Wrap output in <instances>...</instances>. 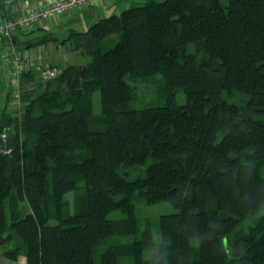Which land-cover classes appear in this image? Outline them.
<instances>
[{"label":"trees","instance_id":"trees-1","mask_svg":"<svg viewBox=\"0 0 264 264\" xmlns=\"http://www.w3.org/2000/svg\"><path fill=\"white\" fill-rule=\"evenodd\" d=\"M49 42L86 62L49 78L39 68L38 81L26 67L21 114L1 115L0 246L14 245L4 255L264 264V0H134L24 45ZM156 74L162 102L137 106L136 85ZM80 187L71 212L65 194ZM136 202L177 209L160 216L159 240L139 229Z\"/></svg>","mask_w":264,"mask_h":264},{"label":"crops","instance_id":"crops-1","mask_svg":"<svg viewBox=\"0 0 264 264\" xmlns=\"http://www.w3.org/2000/svg\"><path fill=\"white\" fill-rule=\"evenodd\" d=\"M49 1L50 0H0V13L15 14L20 10L27 11L34 9L38 6L46 4ZM133 1L134 0H115L114 3L107 6L92 7L84 11L68 15L61 22L52 25H43L29 34H18L15 40L28 63L27 70L32 69L34 66L46 69L48 66L62 67L67 64H73V61L70 59L71 55H80L77 52L67 51L61 43L54 44L49 42L44 45L25 48L24 42L30 38L44 33H52L58 37H63L69 30L85 31L98 17L108 16V14L110 15L112 13L119 12V8L122 10L121 8L127 7ZM3 42L4 40L0 39V43L3 44ZM5 46L6 49H0V118L2 113L6 111L8 93L10 91L8 83L10 71L7 58L8 47L7 44H5ZM4 57L7 58V62Z\"/></svg>","mask_w":264,"mask_h":264},{"label":"built area","instance_id":"built-area-1","mask_svg":"<svg viewBox=\"0 0 264 264\" xmlns=\"http://www.w3.org/2000/svg\"><path fill=\"white\" fill-rule=\"evenodd\" d=\"M115 0H50L44 5L38 6L27 11H18L15 14L0 13V36L7 41V58L10 67V101L9 107L19 116L22 112L21 101V73L27 67V61L21 51L13 43V36L19 32L35 30L43 25H52L63 21L71 14L84 11L92 7L107 6L114 3ZM57 70L55 67L43 69L44 78L55 76ZM17 111V112H16ZM6 131L0 132V151L8 152V149H2V141L6 139Z\"/></svg>","mask_w":264,"mask_h":264},{"label":"rangeland","instance_id":"rangeland-1","mask_svg":"<svg viewBox=\"0 0 264 264\" xmlns=\"http://www.w3.org/2000/svg\"><path fill=\"white\" fill-rule=\"evenodd\" d=\"M123 9V8H121ZM121 11L120 8L118 10ZM118 12V13H119ZM109 15V14H108ZM86 29V28H85ZM5 41L3 44L0 43V49H6L5 47ZM20 51H22L19 48ZM23 55V52H21ZM5 54V52H4ZM3 56V55H2ZM24 57V55H23ZM5 58V57H4ZM3 58V59H4ZM25 58V57H24ZM71 61H73L74 64H82L86 62V58L78 55H71ZM7 62V58H5ZM1 62V60H0ZM49 67V66H48ZM33 71H36L37 74L34 75L36 77V80L38 81L41 79L42 75L40 73V69L37 66L32 67ZM9 86H11V77H10V71H9ZM1 84V79H0ZM161 84L162 79L160 75L156 74L148 78V80L144 82H140L137 84V93H138V102L137 106H150L154 104H158L162 102L161 99ZM93 99V111L94 113H99L100 106H99V92L95 91L92 95ZM176 100L178 103H183L185 101L184 94L182 92H177L176 94ZM10 101V91L8 93V100H7V108L6 112H13V110L8 106ZM83 191L82 187H80L77 190L69 191L65 194L66 204L67 208L72 212L76 208V202H77V196L78 194H81ZM135 213L138 220V225L140 230H144L146 227L152 228L154 232V238L156 240L160 239V232H159V219L160 216L163 214H169L176 212L177 209L174 208L172 205H170L167 202H158L153 204H146V203H140L136 202L135 204ZM124 215L119 211H112L110 212L107 217L111 219H118L122 218ZM129 240V238H123V241ZM14 245L12 242L6 243L3 246H0V264H24V257L19 256L17 260H12L7 258L4 255V252L10 248H13ZM121 264H130V261L128 259H125L121 262Z\"/></svg>","mask_w":264,"mask_h":264},{"label":"water","instance_id":"water-1","mask_svg":"<svg viewBox=\"0 0 264 264\" xmlns=\"http://www.w3.org/2000/svg\"><path fill=\"white\" fill-rule=\"evenodd\" d=\"M80 69H82V68H80ZM1 152V151H0Z\"/></svg>","mask_w":264,"mask_h":264}]
</instances>
